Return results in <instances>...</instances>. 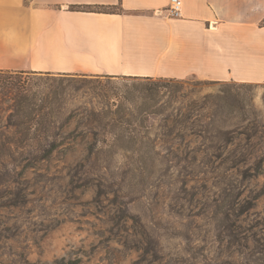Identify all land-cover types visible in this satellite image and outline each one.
Returning a JSON list of instances; mask_svg holds the SVG:
<instances>
[{"label": "rangeland", "instance_id": "obj_1", "mask_svg": "<svg viewBox=\"0 0 264 264\" xmlns=\"http://www.w3.org/2000/svg\"><path fill=\"white\" fill-rule=\"evenodd\" d=\"M1 79L0 264H264V83Z\"/></svg>", "mask_w": 264, "mask_h": 264}, {"label": "crops", "instance_id": "obj_2", "mask_svg": "<svg viewBox=\"0 0 264 264\" xmlns=\"http://www.w3.org/2000/svg\"><path fill=\"white\" fill-rule=\"evenodd\" d=\"M170 1L0 0V72L264 83V0Z\"/></svg>", "mask_w": 264, "mask_h": 264}, {"label": "trees", "instance_id": "obj_3", "mask_svg": "<svg viewBox=\"0 0 264 264\" xmlns=\"http://www.w3.org/2000/svg\"><path fill=\"white\" fill-rule=\"evenodd\" d=\"M83 9L84 11H88V12H100V13H119L121 12L120 7L88 6V7H84ZM2 73L5 74V72H0V80H2L1 79ZM107 78H110V77H107ZM123 78H130V80L134 82V85L141 86V89H138L136 91L138 95L133 94L131 95V97L122 96V98L125 100L126 104H130L131 106L135 105V107H139V108H140L139 103L140 102L143 103V107H141L143 109L141 110L142 112H145L147 114L162 113L163 110L162 111L155 110L156 112H151V109L160 103V101L162 100L161 95L165 91H168L170 94H172V96H174L175 93L180 92V90L185 89V82L183 80L157 79V81H154L155 80L154 78H132V77H123ZM214 83H221V82H214ZM1 85H2V82L0 81V89L2 88ZM21 90H22L21 92L26 93L25 88H22ZM22 98L23 99H21L20 101H17L15 108H22L24 107L23 104H25V106L26 105L31 106V104L28 103V100L26 98L24 97ZM149 101H151L153 104L150 105ZM171 101L173 100L171 99ZM79 263L80 262L78 260H67L63 258V259L56 260L53 264H79Z\"/></svg>", "mask_w": 264, "mask_h": 264}, {"label": "built area", "instance_id": "obj_4", "mask_svg": "<svg viewBox=\"0 0 264 264\" xmlns=\"http://www.w3.org/2000/svg\"><path fill=\"white\" fill-rule=\"evenodd\" d=\"M183 2L181 0H171L169 13L172 18H179L182 15Z\"/></svg>", "mask_w": 264, "mask_h": 264}]
</instances>
